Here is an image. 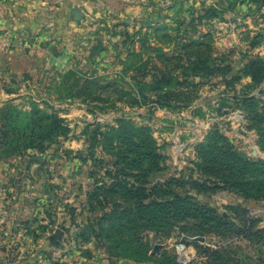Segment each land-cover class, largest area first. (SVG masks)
<instances>
[{"label":"rangeland","instance_id":"rangeland-1","mask_svg":"<svg viewBox=\"0 0 264 264\" xmlns=\"http://www.w3.org/2000/svg\"><path fill=\"white\" fill-rule=\"evenodd\" d=\"M6 104L69 131L0 158V264H264L259 177L217 165L264 163V0H0Z\"/></svg>","mask_w":264,"mask_h":264},{"label":"trees","instance_id":"trees-1","mask_svg":"<svg viewBox=\"0 0 264 264\" xmlns=\"http://www.w3.org/2000/svg\"><path fill=\"white\" fill-rule=\"evenodd\" d=\"M63 122V119L55 115L45 114L35 106L32 107L30 112H21L11 104L4 105L0 108V158H8L21 151L34 149L45 143H52L59 136H64L68 133L69 128ZM117 122V128L110 129L103 136L101 135L102 148L106 149L109 143L122 137H127L128 141L134 146H136L135 140H143L142 134H147V137L151 139L147 130L136 128L130 122L124 120H118ZM221 150L225 149H218L215 152H211V154L220 159ZM230 164L238 165L241 175L255 173L259 177L255 179V188L264 194V163L251 164L242 158H234L227 152L223 162H217V165L227 167L228 171H232ZM252 166L256 169L252 170ZM183 202V199L176 197L174 200L166 201L161 205L143 204L139 207L138 212L143 216L146 214L151 215L153 218H158L166 211L183 210L181 207Z\"/></svg>","mask_w":264,"mask_h":264},{"label":"water","instance_id":"water-1","mask_svg":"<svg viewBox=\"0 0 264 264\" xmlns=\"http://www.w3.org/2000/svg\"><path fill=\"white\" fill-rule=\"evenodd\" d=\"M61 235H62V234H61V232L59 231V232H57V234L54 236V238H55V239H58V238L61 237ZM183 241H184V242H185V241H188V239L185 238V239H183ZM157 247H158V246H156L155 249H157Z\"/></svg>","mask_w":264,"mask_h":264}]
</instances>
